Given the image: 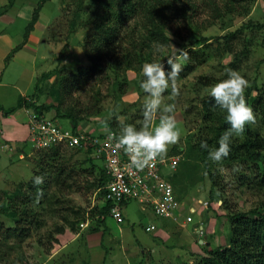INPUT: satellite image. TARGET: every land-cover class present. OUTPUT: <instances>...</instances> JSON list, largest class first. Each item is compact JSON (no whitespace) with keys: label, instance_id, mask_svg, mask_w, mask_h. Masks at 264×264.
I'll list each match as a JSON object with an SVG mask.
<instances>
[{"label":"rangeland","instance_id":"1","mask_svg":"<svg viewBox=\"0 0 264 264\" xmlns=\"http://www.w3.org/2000/svg\"><path fill=\"white\" fill-rule=\"evenodd\" d=\"M38 1L17 0L15 6L10 7L7 0H0V104L6 109L15 107L21 94L26 97L33 96L39 104L52 101L49 96L51 91L58 87L57 70L61 66H65L67 73L75 74L79 67H87L93 60L90 55L95 56V53H97L95 45L105 38L104 34L107 26L100 24L101 21L95 17L93 3L87 2L86 7H83L80 14L77 15L71 0H50L43 6L39 21L30 35L31 47H27V49L22 47L10 58V61L6 62L8 56H5L6 51L23 41L25 28L32 18ZM185 1L184 3H196L197 9L190 10L186 17L180 13V10L172 12V24L167 32L171 48H163L159 51H157V48L154 49V59L160 58L161 60L174 57L183 66L185 59L174 56L179 49H182V46L192 45L204 37L209 39V43L214 44L215 37L224 36L228 32L234 31L249 20L264 23V0L252 1L248 6V12L244 14H225L226 9L224 7L222 17H216L217 14L214 13L209 0ZM215 1L220 7L226 4L225 0ZM179 3L181 5L182 1ZM174 4L177 6V3L174 2ZM180 14L181 17H179ZM129 25L130 29L134 30L137 28V21H131ZM136 31L137 34H141L142 30L137 28ZM128 39L130 38L128 37ZM248 48L250 50L248 57L239 63V69H236V71L248 80L249 86L255 83L264 84V34L255 36L253 45L248 46ZM232 57L230 55L223 57L216 55L192 73L181 72L177 81L179 95L171 96V88L165 92L164 102L173 103L176 106L173 115L181 131L179 141L168 147L165 158L179 155L185 157L190 145H193L201 136L210 133L211 123L204 118L202 100L209 96L208 90L211 84L227 78L226 70L231 69L229 63L232 61ZM164 65L168 70L167 63ZM104 74L105 71H103V75L97 79L95 78L83 92L80 91L73 95L72 100L77 103L80 102V105L84 108L90 104L89 102L96 101L92 96L96 97L97 92H101L103 97L101 115H93L90 117L89 122L82 123L80 131L85 129L83 132L98 135L105 128L109 129L106 124L115 115L116 111L121 115L124 114L119 119L123 118L125 122L139 127L143 119L142 104L145 96L143 89L140 87L143 76L142 71L138 74L129 73V83L123 88L126 92L118 101L115 98L116 95L112 93V79H105ZM26 87H28L27 90H25ZM91 88L93 89L91 90ZM88 91L90 94H88ZM126 110L127 113H125ZM20 114H24L22 110L8 117L0 115V139H3V141H0V204L4 201L11 203L7 194L13 193L20 182L32 180L31 178L35 175L37 168L38 172L43 173L41 169L51 166L50 164L45 166L44 162L41 163L38 160V149L30 143L31 141L29 142L30 137L26 142L7 139L6 131H9L10 128L9 119L16 118ZM57 122L63 128L72 130L69 120L58 119ZM257 126L264 133V123L260 122ZM177 150L181 152L175 153ZM70 152L66 151L64 153L66 160L61 159L62 166L69 164L72 166L74 164L71 163L74 160H77V158L82 159L81 156L77 155L72 157L75 151ZM79 162H82V160ZM79 162L76 164L78 170L82 168ZM98 163L102 165L103 161L100 160ZM59 166V164H54L53 171L45 175L44 179V182H49L55 177L53 180L55 184L49 187L47 193L53 192L58 199L53 197L51 206L47 205L44 211L42 207L38 208L39 205L35 206L40 214L43 211L42 216H38V218L40 217L39 221L45 224L44 228H34L31 231L30 238L21 244L18 242L6 243L3 238H0V264H88L90 261L94 263L106 261L105 264H128L131 260V253L136 244V239H139L143 244V249L141 247L142 252L155 246L156 243L152 242L151 234L147 233L141 225L137 224L133 228L129 225V222L119 224L116 220L110 218L107 222L108 234L103 240L106 248L104 249L105 253L100 252V249H94L91 254L86 251L84 253L81 249L87 239L83 234L90 233V229L96 226L95 210L103 205V199L99 198L100 192L95 189L98 177L95 171L92 172L90 165H85L83 170L86 171H79L76 174L78 184L68 191L56 184L60 178L56 176ZM177 169L178 167L173 170L168 167L164 170V173L172 174L177 172ZM201 169H197L198 171L194 173L196 177L204 176L205 173ZM223 172L227 179L231 178L232 174L228 170ZM185 186L186 194L184 196L186 198L184 201L188 202L185 206L187 212L190 206H197L196 200H209L211 183L208 178L205 177L204 182L195 184H192L189 180ZM225 197L230 202V206L235 204L240 212H248L261 204L264 199V191H252L234 184L226 189ZM220 201L221 204L224 203V201ZM131 203H129L130 209H133L132 205L135 204L137 211L142 206L137 201ZM45 204L46 199L43 201V205ZM234 210H236V207ZM227 213L226 209L222 206L219 207V205H214L213 208L205 212L206 217L204 219L209 224L206 235L208 234V240L212 245L208 248L206 246V249H196L197 251L188 249L187 254H184L181 258H177L174 254L170 256V251L168 257L165 258L163 257L164 254L160 256V252L164 250L158 249L154 258H149L152 253H143L142 257L137 256L132 259L137 261L138 264H195L198 258L194 253L203 256L215 247L229 244L231 235ZM200 216L201 213L196 215L197 218H200ZM146 217L155 220L157 223L163 220L151 212L146 214ZM65 218H69L70 221L73 219L81 220L80 222H85L88 226L85 228L78 226L75 232L66 229V234H55L57 243L52 245V250L46 253L45 247L39 245L38 241L43 240L47 243V236L54 232L55 228L64 226L66 223ZM2 219L7 222V226L10 225L8 215H4ZM118 224L123 225L127 230L121 233ZM77 233L81 237H77ZM195 236V234L192 235V240ZM46 246L51 245L46 244ZM125 247L129 249L128 255L124 254ZM81 254H83V257Z\"/></svg>","mask_w":264,"mask_h":264},{"label":"trees","instance_id":"2","mask_svg":"<svg viewBox=\"0 0 264 264\" xmlns=\"http://www.w3.org/2000/svg\"><path fill=\"white\" fill-rule=\"evenodd\" d=\"M7 1L8 5L13 7L17 0ZM48 1L50 0L38 1L32 18L25 28L23 41L8 55L6 62L10 61V58L26 45L39 21L40 12ZM71 1L77 15L80 14L83 7H86L87 2L93 3L95 17L101 21L99 22L100 24L107 26L104 34L105 38L102 41H98L95 45L97 53H95V56L90 55L93 60H91V63L87 67H79L75 74L67 73L66 67L61 66L57 70L59 78L57 82L58 87L57 89H53L49 96L52 101L39 104L33 96H20L15 107L5 109L0 105V112L8 117L21 109H32L39 114L51 115L52 119L56 122L58 119L69 120L72 131L75 134H79L82 133L80 131L82 123L89 122L90 117L93 115H101V101L103 97L101 92H97L96 97L92 96L96 101L89 102L90 104L84 108L80 105V102L77 103L72 100L73 95L80 91L83 92L95 78L97 79L103 75V71H105L104 78L112 79V93L116 95L117 101L121 100V96L123 97V94L126 92H124L123 88L129 83L130 72L141 73L142 65L145 62L166 63L167 58L161 60L160 58L154 59L153 50L158 47L159 49L171 48L167 32L172 24V12L180 10V13L186 17L190 10L197 9V4L194 2L184 3L186 2L185 0ZM181 1L182 4L180 5L179 2ZM225 1L226 4L220 7L215 0H209L210 6L213 7L214 13L217 14L216 17H222L224 13H247L248 6L254 0ZM174 2L177 3V6H175ZM224 7L226 12H224ZM181 14L179 17H181ZM131 21H137V28L142 30L141 34L136 33L137 28L134 30L130 29L129 24ZM260 34H264V23L249 20L240 28L230 31L224 36L215 37L214 44L209 43V39L204 37L192 45L182 46V49L187 52L186 59L180 55L179 51L174 56L185 59V63L182 66L183 73L194 72L199 66L216 55L219 57L226 55L233 56L232 61L229 63V68L236 70L239 69V63L248 57L250 53L248 46L253 45L254 37ZM89 91L88 94H90ZM245 97L248 106L254 111L255 123L247 124L241 136H234L232 138L230 145L231 152L227 158L219 164L214 163L208 159L207 151L200 147L202 140L207 141L210 147H217V140L229 127L225 120L226 113L215 107L214 101L211 100L210 96H207L202 100V110L204 118L211 123L209 127L210 133L201 136L193 145L188 147L185 157H182L178 165L177 172L166 174L165 176V179L173 186L174 194L178 201H184L186 198L184 194H186L185 185L187 181L190 180L192 184H195L197 182H204L205 177L208 178L211 183L209 191L210 208H213L214 205L217 206L218 202L222 200L224 203L221 206L228 212L227 218L230 222L231 235L229 244L227 246L215 247L203 256L194 253L198 258L195 264H264V199L258 207L248 212H240L235 204L230 206V202L225 197L226 189L234 184L252 191H264V133L257 126L260 122L264 123V84L255 83L249 86L245 91ZM125 113H127V110ZM123 115L116 111L115 115L108 120L107 127L113 132L118 133L117 122ZM102 132L100 131L98 134ZM30 143L33 144L32 142ZM66 151H71L70 153L75 151L72 157L77 155L81 156L82 159L77 158V160H74L71 163L74 164L72 166L69 162V165L62 166L61 159L66 160V156L64 155ZM179 152L177 150L175 153ZM38 160L41 163L44 162L45 166L46 164H50L51 166L41 169L43 173L38 172L37 168L34 176L40 175L45 179V175L53 171L54 164H59L56 176L60 178L56 184L68 191L78 184L76 174L79 171L85 172L86 170H83L84 166L90 165L92 172L95 171L98 177L95 189L100 192L99 198L105 199L106 186L110 178L104 165H100L92 156V151L88 146L83 148L53 146L49 149H40L38 150ZM80 160L82 162H79ZM78 162L82 166L79 170L76 166ZM197 169H201L205 173L204 176L196 177L194 173L198 171ZM224 170H228L232 174L231 178L227 179V176L223 172ZM53 180L44 182L38 186L43 191V197L39 202H36L37 186L33 185L32 180L20 182L13 193L7 194L11 203L4 201L0 204V238H3L6 243H24V241L30 238L31 231L34 228H44L45 224L39 221L40 217L38 218V216H42V212L46 209L47 205L51 206L53 197L58 199L53 192L47 193L49 187L55 184ZM45 199L46 204L43 205ZM35 206H38V208L42 207L43 211L41 214ZM235 207L236 210H234ZM111 208V203L104 202L101 208L95 210L96 226L91 228L90 232L97 233L102 231L103 234L107 233L106 225L107 220L111 218ZM75 213L77 214V212ZM4 215L10 217V225L8 226L7 222H4L2 219ZM65 221L64 226L55 228V231L47 236V243L43 240L38 241L39 245L45 247L46 253L52 250V245L57 243L55 234H65L66 229L75 232L78 226L85 224V222H80L81 220L78 221V219L70 221L69 218H65ZM46 244L51 246H46ZM200 248L201 250L206 249V246L200 245Z\"/></svg>","mask_w":264,"mask_h":264},{"label":"clouds","instance_id":"3","mask_svg":"<svg viewBox=\"0 0 264 264\" xmlns=\"http://www.w3.org/2000/svg\"><path fill=\"white\" fill-rule=\"evenodd\" d=\"M159 47L157 51H159ZM185 59L187 52L178 50ZM168 70L161 62H145L142 65L143 79L140 87L145 93L142 104V123L139 127L118 120V133L105 128L109 138L115 141V148L122 150L128 157L130 164L137 170H142L151 161L163 158L170 145L176 144L181 131L173 115L175 104L165 103L164 94L171 88V96L179 95L177 81L183 71L181 63L170 57L166 61ZM226 79H222L209 86L208 95L214 101V106L221 109L229 127L217 140V147H210L207 141L200 142L201 149L208 153V159L214 163H221L231 152L234 136H241L247 124L255 123L253 109L248 106L245 90L249 87L248 80L240 72L227 69ZM32 183L37 186L36 202L43 197V191L38 186L44 183V177L33 176Z\"/></svg>","mask_w":264,"mask_h":264},{"label":"built area","instance_id":"4","mask_svg":"<svg viewBox=\"0 0 264 264\" xmlns=\"http://www.w3.org/2000/svg\"><path fill=\"white\" fill-rule=\"evenodd\" d=\"M23 110L29 122L30 140L36 149H49L53 146L68 148L88 146L92 156L97 161H103L110 178L103 201L112 204L111 218L121 221L124 204L137 201L144 208L152 206L155 215L162 219L181 221L185 205L183 201L177 200L174 188L165 179L164 173L168 167L172 170L178 167L182 159L181 155L169 158L158 157L142 170H137L130 164L129 157L122 150L115 148V141L110 139L105 131L98 135L87 132L75 134L72 130L63 128L52 119L51 115L39 114L27 108ZM196 202L197 206L188 208V216L185 215L184 224L194 226L195 234L202 240L208 231V224L203 219L195 217L209 210L211 203L203 199H198ZM218 205L219 207L222 205L221 201ZM87 226V223L80 225L81 228ZM156 229L152 224L146 228V231L151 233Z\"/></svg>","mask_w":264,"mask_h":264},{"label":"crops","instance_id":"5","mask_svg":"<svg viewBox=\"0 0 264 264\" xmlns=\"http://www.w3.org/2000/svg\"><path fill=\"white\" fill-rule=\"evenodd\" d=\"M29 40H30V38H29ZM29 40L23 49H27V47L28 48L31 47V42H29ZM18 45H20V44H18ZM17 46L14 45L12 48L8 49L5 53V56L9 55ZM2 75H3V72H2ZM28 87H29V85H28ZM28 87H26L25 90H27ZM20 96L26 97V96H24V94H21ZM21 110L25 114L24 110L23 109H21ZM24 114L23 115L20 114V115L16 116V118L9 119L10 122H8V124H9L10 128H9V131H6L7 139H11V140L16 139L19 142H23V141L26 142V140L28 141V138L30 135L29 126H28L29 122H28V118H27L26 114L25 115ZM0 115L4 116L1 112H0ZM4 117H6V116H4ZM13 121L15 124L12 123ZM0 141H3V139L1 138ZM103 203H104V201H103ZM129 203L132 204L131 202H129ZM129 203H126V205H124L123 219L121 221L116 220L119 224L129 222V225H131V227H133V228L137 224H139L144 228L145 231L149 225L154 224L157 229L154 232L150 233L152 238H153L152 242L154 244L155 243L156 244L154 247H152L148 250L145 249L146 251L143 250V252H142L141 247L143 249V244L139 239H136V244L133 248V252L131 253L132 256L129 255V256H131V260L129 261L128 264H138L137 261H134L132 258L133 257L135 258L137 256L140 258L143 256V253H145V254L146 253H149V254L152 253L151 256L149 255V258H154L155 254H157L158 249L165 251V252L164 251L160 252V256L164 254L163 257H165V258L168 257L169 251L171 252V253H169L170 256L172 254H174V256H176L177 258H181L184 254H187L188 249L195 251L196 249L201 250L200 245L201 246L205 245V246H207V248L212 246L210 243V240H208V237H209L208 234L204 236V239H203L204 242L201 243L202 240L199 239L198 236L194 232V228H193L194 226L191 227L190 225L184 224V219L186 217L185 215L188 216V212L186 211V208L184 210H182V216L180 218V220H181L180 222H174L173 220L163 219L162 221L157 223L155 220H153L151 218L148 219L146 217V214H149L150 212L153 215H155L154 208L152 206L144 208V207L139 205L140 208L137 211V206L135 204H133L132 205L133 209H130L131 206H129L130 205ZM186 203H188V202L183 201V204L185 206H186ZM205 217L206 216H205V211H204L201 214L200 218L201 219L203 218V220L208 224V222L204 219ZM195 218L198 219L197 217H195ZM108 220H107V222H108ZM119 224H118V226L120 227L121 233H124L125 230H127V228H125L123 225H119ZM208 226H209V224H208ZM133 231H134V229H133ZM79 233H77V237H81V235ZM107 234H108V226H107V233L106 234L105 233L103 234L102 231L97 232V233H92V232L84 233L83 235L86 236L85 239H87L84 242L85 243L84 247L86 246V248L83 247L81 250L84 253L86 251L89 254H91L94 251V249H100V252L105 253L104 249H106V248L104 246L105 244H104L103 240L105 239ZM194 234L196 236L194 237V240H192V235H194ZM63 247H65V246H63ZM124 249H125L124 254L128 255V252H129L128 247H125ZM182 252H185V253H182ZM81 256L83 257V254H81ZM78 263H79V261H78ZM105 263H106V261L105 262H95V263L91 262V261L88 262V264H105Z\"/></svg>","mask_w":264,"mask_h":264},{"label":"water","instance_id":"6","mask_svg":"<svg viewBox=\"0 0 264 264\" xmlns=\"http://www.w3.org/2000/svg\"><path fill=\"white\" fill-rule=\"evenodd\" d=\"M201 243H203V241H201Z\"/></svg>","mask_w":264,"mask_h":264}]
</instances>
